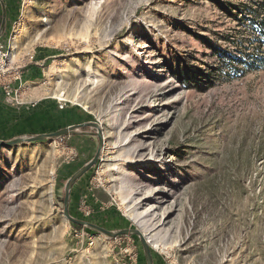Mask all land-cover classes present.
I'll return each instance as SVG.
<instances>
[{
	"label": "rangeland",
	"instance_id": "1",
	"mask_svg": "<svg viewBox=\"0 0 264 264\" xmlns=\"http://www.w3.org/2000/svg\"><path fill=\"white\" fill-rule=\"evenodd\" d=\"M2 2L26 104L0 95V140L101 128L70 213L139 228L153 264H264V62L245 54L264 50L251 25L264 0ZM81 132L0 148V264H148L139 237L64 217L66 184L99 147Z\"/></svg>",
	"mask_w": 264,
	"mask_h": 264
},
{
	"label": "water",
	"instance_id": "2",
	"mask_svg": "<svg viewBox=\"0 0 264 264\" xmlns=\"http://www.w3.org/2000/svg\"><path fill=\"white\" fill-rule=\"evenodd\" d=\"M3 6V21L1 26V33L4 31L6 26V8L4 4ZM86 127H92L96 128L98 130L97 136L99 137V147L98 151L95 155V157L89 161L86 165H84L81 169H79L67 182L66 188H65V197H64V209H63V215L64 217L71 223L81 226L83 228H87L97 234L103 235L108 239H116L119 236H130L135 235L139 237L143 250L145 253V257L147 259L148 264H153L152 262V248L149 244V241L146 239V236L144 233L138 228V229H123L119 231H110L106 230L96 224H93L91 222L76 219L73 216L70 215L69 212V205H70V197L71 192L74 187V185L84 176L86 175L93 167L98 163L101 157L102 149H103V137L101 128L96 123H87V124H81V125H75L70 126L61 130H58L56 132L47 133V134H37L32 136H18L9 140H0V148H15L24 146L27 144L35 143V142H42V141H56L57 139L70 137L74 135L79 134H85L84 132H81L82 129Z\"/></svg>",
	"mask_w": 264,
	"mask_h": 264
},
{
	"label": "built area",
	"instance_id": "3",
	"mask_svg": "<svg viewBox=\"0 0 264 264\" xmlns=\"http://www.w3.org/2000/svg\"><path fill=\"white\" fill-rule=\"evenodd\" d=\"M0 40V92L3 104L7 107H19L26 104L25 86L22 84L20 67L11 63V46ZM16 75V76H13ZM17 83H20L16 87Z\"/></svg>",
	"mask_w": 264,
	"mask_h": 264
},
{
	"label": "trees",
	"instance_id": "4",
	"mask_svg": "<svg viewBox=\"0 0 264 264\" xmlns=\"http://www.w3.org/2000/svg\"><path fill=\"white\" fill-rule=\"evenodd\" d=\"M262 4V5H261ZM260 5L259 4H256L252 10H251V15H252V20H251V25L253 27V30H254V35L255 37L257 38V40H262L264 41V2L261 3ZM2 21V16H0V23ZM263 46L261 48V45L260 47L257 48V53H245L248 57L250 56H254L256 58V62H253V64H249V66H246V64H244V60L242 59H238L236 58V64L235 63H230V66L233 68V69H239V65H245L246 67H255L257 66V64H262L264 62V55H263ZM216 55L220 57V59H225V55H224V52H222L221 50H216ZM203 78H206L203 76ZM202 78V79H203ZM200 79V80H202ZM0 95H1V92H0ZM1 99H2V95H1ZM63 201H64V198H63ZM70 212V211H69ZM71 216H73L74 218L76 219H80V220H85V221H88V222H91L93 223L92 220H86V219H83V218H79V217H76L74 216L72 213H70ZM74 228L77 229V230H85V231H88V232H91V230L87 229V228H83L81 226H78V225H75L73 224Z\"/></svg>",
	"mask_w": 264,
	"mask_h": 264
},
{
	"label": "crops",
	"instance_id": "5",
	"mask_svg": "<svg viewBox=\"0 0 264 264\" xmlns=\"http://www.w3.org/2000/svg\"><path fill=\"white\" fill-rule=\"evenodd\" d=\"M0 2H1V4L3 3L2 2V0H0ZM4 4V3H3ZM5 6V5H4ZM0 16H2V21H3V6H2V11H1V13H0ZM6 18H7V12H6ZM2 21H1V23H0V30H1V26H2ZM1 32V31H0ZM6 32H7V19H6V26H5V29H4V31L1 33V36H0V40L2 41L3 40V36L6 34ZM34 67H29V69H28V73H30L29 74V76H28V78L30 79V78H32V75L35 73V71H34ZM27 73V74H28ZM31 73H33V74H31ZM35 77V76H34Z\"/></svg>",
	"mask_w": 264,
	"mask_h": 264
},
{
	"label": "bare ground",
	"instance_id": "6",
	"mask_svg": "<svg viewBox=\"0 0 264 264\" xmlns=\"http://www.w3.org/2000/svg\"><path fill=\"white\" fill-rule=\"evenodd\" d=\"M13 56H14L13 58L15 59V57H16L15 56V51H14ZM123 205H124V208L127 210L128 209V206L126 205V203L123 202ZM128 212H129V210H128ZM141 225H142V228H143L144 232H149V229H148L149 227L146 225V222L141 221ZM149 239L151 240V242L154 241V239L151 236H149Z\"/></svg>",
	"mask_w": 264,
	"mask_h": 264
}]
</instances>
